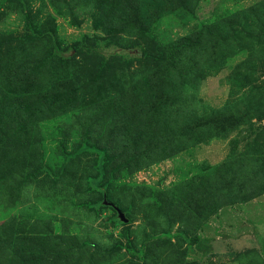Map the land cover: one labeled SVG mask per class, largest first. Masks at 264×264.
Instances as JSON below:
<instances>
[{
  "label": "rangeland",
  "instance_id": "1",
  "mask_svg": "<svg viewBox=\"0 0 264 264\" xmlns=\"http://www.w3.org/2000/svg\"><path fill=\"white\" fill-rule=\"evenodd\" d=\"M0 264H264V0H0Z\"/></svg>",
  "mask_w": 264,
  "mask_h": 264
},
{
  "label": "trees",
  "instance_id": "2",
  "mask_svg": "<svg viewBox=\"0 0 264 264\" xmlns=\"http://www.w3.org/2000/svg\"><path fill=\"white\" fill-rule=\"evenodd\" d=\"M188 40V39H187ZM180 45H182L183 47H190V45L189 44H187L186 42H181L180 43ZM150 59H148V61H149ZM155 64H158V62H156ZM159 83H161V82H159ZM152 131V130H151ZM24 261L26 262V261H28V260H26L25 258H24Z\"/></svg>",
  "mask_w": 264,
  "mask_h": 264
},
{
  "label": "water",
  "instance_id": "3",
  "mask_svg": "<svg viewBox=\"0 0 264 264\" xmlns=\"http://www.w3.org/2000/svg\"><path fill=\"white\" fill-rule=\"evenodd\" d=\"M118 217L122 222H126L127 220L125 219L124 215L120 212H118Z\"/></svg>",
  "mask_w": 264,
  "mask_h": 264
}]
</instances>
